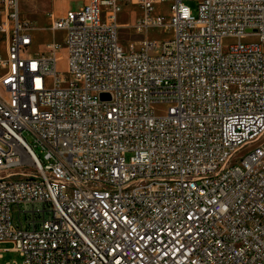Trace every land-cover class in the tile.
Wrapping results in <instances>:
<instances>
[{"label": "built area", "instance_id": "1", "mask_svg": "<svg viewBox=\"0 0 264 264\" xmlns=\"http://www.w3.org/2000/svg\"><path fill=\"white\" fill-rule=\"evenodd\" d=\"M77 1L34 55L20 0H0V258L264 264V0ZM21 203L50 217L15 226Z\"/></svg>", "mask_w": 264, "mask_h": 264}, {"label": "rangeland", "instance_id": "2", "mask_svg": "<svg viewBox=\"0 0 264 264\" xmlns=\"http://www.w3.org/2000/svg\"><path fill=\"white\" fill-rule=\"evenodd\" d=\"M185 3L189 8H191L192 13L196 14V1L195 0H186ZM80 4L72 3L71 9L75 10ZM64 4L60 2H56L55 0H20V13L21 17L27 20L29 23L34 24L37 31L33 33V43L32 46L29 47L28 51L31 54H35L36 52L43 51L48 43L54 39L59 43H63L65 32L62 30L58 31H50L48 30L50 25L49 13H64ZM123 13L119 16V21L121 23H127L128 25L133 24L138 19L139 11L137 7L129 5H125L123 8ZM135 32L133 30H129L127 27H120L119 30V42H121L122 46L126 48L127 46L134 44V47H138L139 44L136 41L139 38V35H134ZM163 34V33H162ZM160 30H149L148 36L151 39H161L162 36ZM245 41L251 42L256 41V38L248 35L244 37ZM233 41L232 39H226L225 43ZM1 53L4 55V46L3 43L0 42ZM60 55L62 61L59 62V69L62 71L66 70V60L65 55L66 51L64 48L60 50ZM164 108L157 107V113H163ZM129 156V155H128ZM5 174L4 172H0V175ZM49 208L45 204H27L21 203L20 205H14L12 209V220L15 226H22L25 228L27 226L28 219L33 217L34 219L40 221L43 217H50ZM38 211V212H37ZM40 211V212H39ZM12 244H3L1 248H9ZM20 263L21 256L19 252L10 251L3 252L2 257L0 258V264H10V263Z\"/></svg>", "mask_w": 264, "mask_h": 264}, {"label": "crops", "instance_id": "3", "mask_svg": "<svg viewBox=\"0 0 264 264\" xmlns=\"http://www.w3.org/2000/svg\"><path fill=\"white\" fill-rule=\"evenodd\" d=\"M56 2H60V3H62V4H64V10H63V12L65 13V11L67 10V9H71V6H72V3H79V4H81L80 2H78L77 0H55ZM64 13H55L56 15H57V17H61V16H63L64 15ZM37 31V30H36ZM38 53H40V52H36L34 55H36V54H38Z\"/></svg>", "mask_w": 264, "mask_h": 264}, {"label": "water", "instance_id": "4", "mask_svg": "<svg viewBox=\"0 0 264 264\" xmlns=\"http://www.w3.org/2000/svg\"><path fill=\"white\" fill-rule=\"evenodd\" d=\"M103 96H104V94H103Z\"/></svg>", "mask_w": 264, "mask_h": 264}]
</instances>
